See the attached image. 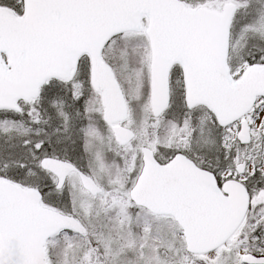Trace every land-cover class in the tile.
Segmentation results:
<instances>
[{"label": "snow or ice", "instance_id": "snow-or-ice-1", "mask_svg": "<svg viewBox=\"0 0 264 264\" xmlns=\"http://www.w3.org/2000/svg\"><path fill=\"white\" fill-rule=\"evenodd\" d=\"M0 264H264V0H0Z\"/></svg>", "mask_w": 264, "mask_h": 264}]
</instances>
